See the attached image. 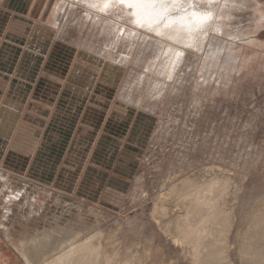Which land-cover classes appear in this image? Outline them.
I'll list each match as a JSON object with an SVG mask.
<instances>
[{
    "label": "rangeland",
    "instance_id": "374dc122",
    "mask_svg": "<svg viewBox=\"0 0 264 264\" xmlns=\"http://www.w3.org/2000/svg\"><path fill=\"white\" fill-rule=\"evenodd\" d=\"M89 2L0 0V261L40 264L48 239H92L113 260L182 264L154 210L169 186L217 177L241 264L238 237L264 201V0L218 3L223 33L185 48L174 82L172 43Z\"/></svg>",
    "mask_w": 264,
    "mask_h": 264
},
{
    "label": "bare ground",
    "instance_id": "6f19581e",
    "mask_svg": "<svg viewBox=\"0 0 264 264\" xmlns=\"http://www.w3.org/2000/svg\"><path fill=\"white\" fill-rule=\"evenodd\" d=\"M223 1L224 0H214V2L209 5L208 0H198L201 7H204V4L212 10L214 22L220 17L217 14L216 5L218 6V3L223 4ZM91 2H94V0H91ZM257 4L254 8L255 16L258 15L259 18L264 20V8ZM221 7L223 6L221 5ZM115 11H122L127 14L128 9L113 4L106 12L100 13L108 15ZM131 19L130 17V20ZM255 19H257V17ZM132 26L134 29L131 30V33H136L134 35L135 38L142 35V30L144 33L154 34L139 28L135 24H132ZM217 27L219 28V26ZM223 31L221 32L223 33ZM126 32L125 30L124 33ZM158 38L161 43L162 41L172 43V45L166 47L168 53L172 54V58L165 73L166 77L168 79L171 77L169 80L174 82L176 80V75L181 71L182 64L186 57L185 48L187 47L184 45L189 41L186 39L173 41L163 37ZM250 41L251 40H248V43ZM216 48H214L216 52L209 55L212 60L213 56L215 58L217 52H219V48ZM220 48H222V46H220ZM177 52H182L183 55L178 57L176 55ZM171 186H169L170 189H168L167 198L164 199L163 202H160V204H157L153 213V218L164 235L170 237L175 246L182 249L183 257H180L183 258L182 264H234L231 254V240L237 223L238 214L236 216L234 205H229L231 194L228 188V180H219L217 177H212L208 180H204L202 184H197L188 177L181 180L176 185ZM234 198H236V196ZM167 199L168 201L169 199L172 200L174 204L171 208H169L168 203H165ZM236 199H238V197ZM235 206H237V204ZM238 238V257L240 263L264 264V201L255 208L245 232L239 235ZM50 240L51 239H48L46 241L47 245L37 250L34 255L31 254L35 259L40 260V264H135L132 261L122 260L121 258L113 260V258L107 255L101 246L96 245L92 239L82 243L73 241L72 243L67 242L69 245L67 244L68 246H66L65 244V247L64 243H52ZM16 248L22 256H24L22 258L27 261L30 252L26 243L22 242L16 245ZM146 251H148V249H146ZM5 263H7L6 260L0 261V264ZM159 264L165 263L161 262Z\"/></svg>",
    "mask_w": 264,
    "mask_h": 264
},
{
    "label": "snow or ice",
    "instance_id": "6c2138e0",
    "mask_svg": "<svg viewBox=\"0 0 264 264\" xmlns=\"http://www.w3.org/2000/svg\"><path fill=\"white\" fill-rule=\"evenodd\" d=\"M213 2L208 0L209 5ZM113 4L128 9L127 15L132 18L130 23L157 37L173 41L186 39L189 42L184 46L195 51H205L204 38L210 32L220 31L212 10L201 7L198 0H94L87 6L103 13ZM209 43H216L215 38ZM176 55L179 57L183 53Z\"/></svg>",
    "mask_w": 264,
    "mask_h": 264
}]
</instances>
